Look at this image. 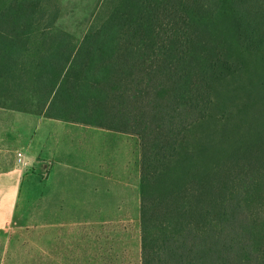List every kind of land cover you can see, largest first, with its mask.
Listing matches in <instances>:
<instances>
[{
	"label": "rangeland",
	"instance_id": "1",
	"mask_svg": "<svg viewBox=\"0 0 264 264\" xmlns=\"http://www.w3.org/2000/svg\"><path fill=\"white\" fill-rule=\"evenodd\" d=\"M141 2L0 0V28L9 23L4 20L13 11L19 19L13 23L24 31L19 37L0 34V264H142L141 173L145 153L150 161L147 185L153 200L151 215L170 220L182 231L206 227L218 219L225 233H234L232 221L242 219L248 226L237 228L234 234L240 242L232 243L233 234L223 233L219 249L231 252L246 242L254 257L235 261V257H225L221 264L226 259L231 262L225 264H264V0L222 6L225 14L197 10L198 19H204L201 40L217 46L216 56H205L210 45L194 50L203 56L205 65L217 57L225 61L210 78L211 103L204 117L187 115L184 99L189 95L183 89L189 88V78L197 77L190 63L180 66L182 72H188L181 82V98L174 92L168 108L159 110L161 118L143 111L137 125L125 120L123 113L128 107L122 101L113 102L104 87L103 96L93 95L87 88L82 100L59 96L52 104L46 101L47 76L59 72L70 55L82 58L78 69L72 68L73 74L93 77L96 73L101 79L97 63L105 55L87 51L97 39L92 37L107 24L121 23L128 30L132 8L134 18L138 21L142 15L143 22H137L139 26L134 25L129 35L141 31L139 37L144 34L150 43L157 22H151L153 11ZM155 36L158 48L161 38ZM84 42L88 44L79 51ZM88 58L94 60L88 64ZM152 74L155 76L154 70ZM74 84V80L66 83L62 90L73 93ZM141 104L149 108L148 102L145 105L142 100ZM170 114L173 124L166 129L164 122L170 120ZM45 115L143 131L142 136L111 130L126 141L127 148H115L112 139L108 164L97 163L101 159L97 149L90 155L96 169L111 171L109 177L91 179H104L107 184L109 178L111 203L69 204L61 197L60 215L46 214L47 207L51 211L55 208L45 202L49 200L46 184L51 165L30 159L37 151L27 145L38 137L39 119ZM88 125L93 124L77 123L76 127L82 131ZM83 135L81 132L80 147ZM19 153L27 164L19 162ZM84 166L88 165L80 169ZM73 176L87 181L89 172L74 171ZM172 207L177 210L174 215Z\"/></svg>",
	"mask_w": 264,
	"mask_h": 264
},
{
	"label": "trees",
	"instance_id": "2",
	"mask_svg": "<svg viewBox=\"0 0 264 264\" xmlns=\"http://www.w3.org/2000/svg\"><path fill=\"white\" fill-rule=\"evenodd\" d=\"M141 3L148 5V9L150 10L151 8V11H153L151 22H157L155 27L152 28L150 43L144 34H142L143 37H139L141 31H137L135 35L134 33L129 35V30L134 28V25L139 26L137 22H143L142 15L138 18V21L134 18L136 11L134 12L132 8L133 15L130 17V23L133 25L129 24L128 30L121 23L113 24L110 27L107 24L102 29L97 30L92 37V39L94 37L97 39L91 41L87 51L92 49L95 53L101 52V56L105 55L97 63V69L103 74L101 79L96 77V73H94L93 77H86V74L81 76L77 72L73 74L72 68L74 67L77 70V63L82 58L72 59L70 55L59 72L46 78L48 79L46 81L48 84L46 90L47 102L52 104L57 101L56 98L59 96H65L69 101L73 100V98L82 100L85 98L84 93L87 88H90L93 95L98 96L99 94L103 96L105 93L102 87H104L107 97H110L113 102L122 101V104H125L126 108L128 107L129 111L123 113V116L126 117L125 120L131 125H137L138 121L140 122L143 111L145 113L152 112L151 114L161 118L159 110L168 108V103L173 100L174 92L181 98V82L188 72H182L180 66L187 67L190 63L197 77L189 78L191 80L189 88L183 89L189 95L184 99L187 104V115L191 118L196 116L204 117L206 115L211 103L210 78L214 76L216 70L225 61L217 57L215 61L205 65L203 56L201 57L196 52L197 50H194L196 47L205 48L210 45L207 47L209 49L205 56H216L215 50L217 46L201 40V27L204 19H198L197 10L200 9L204 13L212 10L214 15L217 13L225 14L222 11V6H233L236 3L248 4L247 0H143ZM139 8L140 5H138ZM9 13L7 14L8 20H4L9 23L4 28H0V34L19 37L24 31L20 29V26H16L13 23V21H19L17 18L18 14L13 11H9ZM179 18L181 22H179ZM229 18L231 20L230 14ZM208 27L207 29H209ZM108 29L110 31L106 36ZM154 34L161 38V40H158V48H156L155 40L157 38ZM164 37L168 38V41H165L169 43L168 45L164 42ZM84 43L83 48L81 46L79 51L84 50V45L88 44L87 42ZM87 60V63L90 64L94 59L88 58ZM155 63L159 64L155 65ZM103 68L105 71L102 70ZM153 70L155 71V76L152 74ZM73 80L77 93H75L76 91L70 93L62 90L66 83L69 84ZM142 85L146 88L143 89ZM73 94L77 97L71 96ZM63 100L65 101V99ZM142 100L145 101V105L146 102L149 103V108L143 107L141 104ZM120 111H122V107ZM54 117L62 118L61 116ZM170 117V120L168 119L164 122L166 129H169L173 124V114H170ZM75 121L136 135L144 134L140 129L126 130L86 120ZM143 161L144 168L141 175L142 264H221L225 257H235L234 261L240 257L242 260H251L254 257V252L250 248L251 245L246 242L244 244L240 243V249H230L231 252L219 249L223 241L222 235L225 232L218 219H212L209 226L202 228L197 226L186 227L182 231L170 220L163 219L159 215H151L153 200H151L147 185L150 177L147 171L150 161L148 157L146 158V153ZM171 211L173 215L177 212L175 207H172ZM243 215L246 214L243 213ZM231 225L234 233L225 234H233L232 243L235 240L240 242L238 237L234 235L236 234V229L239 227L245 229L248 225L242 219H234ZM81 234L85 237L87 232L84 230ZM225 262L231 261L226 259L223 264Z\"/></svg>",
	"mask_w": 264,
	"mask_h": 264
},
{
	"label": "crops",
	"instance_id": "3",
	"mask_svg": "<svg viewBox=\"0 0 264 264\" xmlns=\"http://www.w3.org/2000/svg\"><path fill=\"white\" fill-rule=\"evenodd\" d=\"M66 120L49 115L41 117L39 119L38 137H34L27 144L30 148L37 151L33 156H29L30 159L34 161L38 159L39 162L51 165L46 184V197L49 200L45 202L55 205V208L51 211L47 207V215H60L61 209L58 205L60 204L61 197H64L66 200L68 199L67 203L69 204L111 203L112 191L109 178L107 184L104 182V179L102 182L91 181L93 177L98 180L99 177L106 178V175L109 177L111 171L100 167L96 169V161L90 155L97 149L101 156V159L97 163L101 165L107 162L108 164V153L113 146L112 139L115 140V148L120 149L122 146L123 148H127L126 141L120 139L121 136L112 133L111 129L100 130L91 127L93 125H88L87 129L80 131L76 127L79 122L75 123ZM81 132L84 134L82 137L83 141L80 142L82 147L79 146ZM81 149L83 150L82 157L79 156ZM81 163L88 166H84L83 170H81L80 167L83 166V164L80 165ZM74 171L89 172V179L87 181L77 179V177L73 176ZM103 172L104 174L101 175ZM73 189H75V193Z\"/></svg>",
	"mask_w": 264,
	"mask_h": 264
},
{
	"label": "built area",
	"instance_id": "4",
	"mask_svg": "<svg viewBox=\"0 0 264 264\" xmlns=\"http://www.w3.org/2000/svg\"><path fill=\"white\" fill-rule=\"evenodd\" d=\"M18 160L19 162H22L23 164H27V162L24 160V157L22 156V153H19Z\"/></svg>",
	"mask_w": 264,
	"mask_h": 264
}]
</instances>
